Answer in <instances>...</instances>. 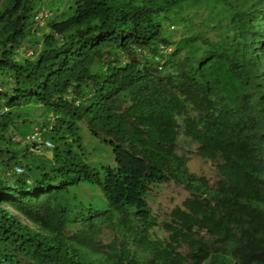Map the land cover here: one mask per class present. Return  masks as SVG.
Segmentation results:
<instances>
[{
  "label": "trees",
  "instance_id": "trees-1",
  "mask_svg": "<svg viewBox=\"0 0 264 264\" xmlns=\"http://www.w3.org/2000/svg\"><path fill=\"white\" fill-rule=\"evenodd\" d=\"M55 1L37 39L41 0H0V264H264V0H203L223 32L176 43L198 0ZM79 123L112 166L88 162ZM36 130L51 148L30 150ZM180 135L215 165L214 186L189 171ZM168 182L189 196L161 240L148 196Z\"/></svg>",
  "mask_w": 264,
  "mask_h": 264
},
{
  "label": "rangeland",
  "instance_id": "rangeland-1",
  "mask_svg": "<svg viewBox=\"0 0 264 264\" xmlns=\"http://www.w3.org/2000/svg\"><path fill=\"white\" fill-rule=\"evenodd\" d=\"M37 0H34L36 2ZM50 0H41V7L37 10L47 11L46 4ZM68 0L65 1L64 4H58L56 0L52 10L59 9L62 11L67 4ZM219 10V9H218ZM181 15L183 18V22L178 26H173L170 28V41L176 43L179 38L183 36H187L190 34L199 33L200 35H204L206 37H210L211 39H216V34L223 32V28L217 27V29H213L216 26L217 19L215 18L216 11H211L204 4L203 0H198L197 2H188L184 6V10ZM50 13V12H49ZM55 14V13H53ZM212 14L213 18L208 20V15ZM54 16V15H53ZM52 17V16H51ZM45 20L41 22H37L30 29V34L36 36L37 39L41 38V36L47 32L45 28L46 25ZM223 23V22H222ZM224 22V26H225ZM173 48V46H171ZM31 48H29V44L24 42L18 49L16 58L18 60L24 59L27 56V53H31ZM31 56V55H30ZM1 81V78H0ZM31 117H34L35 120L41 122L42 118L38 115V112L30 113ZM81 127V137H82V145L85 148L86 155L88 156V162L93 166L97 167L101 164H107L112 166V157L111 150L101 145L99 140L92 137L89 130L86 128L84 123H79ZM35 127L34 129H37ZM33 151L32 149H30ZM178 154L185 155L188 159L187 167L189 171L197 176H203L209 180L211 186H214L218 179V174L216 172L215 165L209 161H204L201 159L197 153V146L190 142L189 139L185 138L183 135L179 136L178 146H177ZM42 154V155H41ZM37 155H45L47 158H51L50 152L40 151ZM79 196L81 200L87 202L93 207L103 206L101 198V193L98 189H91L87 186H81L79 188ZM189 196V194L183 189L182 186L176 185L173 182H168L164 184L157 185L151 189L148 196V203L151 208L152 214L156 218V226L151 230V234L153 238L165 240L168 236V233L163 228V223L169 220V213L176 206H180L181 203ZM113 235L111 231L105 230L102 240L104 243L109 242L112 239ZM185 248H181L180 251L184 253Z\"/></svg>",
  "mask_w": 264,
  "mask_h": 264
},
{
  "label": "built area",
  "instance_id": "built-area-1",
  "mask_svg": "<svg viewBox=\"0 0 264 264\" xmlns=\"http://www.w3.org/2000/svg\"><path fill=\"white\" fill-rule=\"evenodd\" d=\"M48 16H49L48 13L42 11V12L38 13L36 20L41 21V20L47 18ZM3 111H6V108H4ZM30 139L32 141H34L33 148H30L33 151H37V150L39 151L40 149H49L52 147V144L49 141H43L42 142L41 137H40V133L37 130L30 137ZM14 171H15V173L19 174L22 172V169L20 167H15Z\"/></svg>",
  "mask_w": 264,
  "mask_h": 264
}]
</instances>
